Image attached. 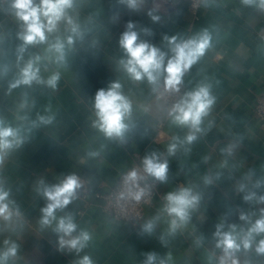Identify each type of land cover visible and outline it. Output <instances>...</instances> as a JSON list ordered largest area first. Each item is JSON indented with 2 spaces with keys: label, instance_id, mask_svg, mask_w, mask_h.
Segmentation results:
<instances>
[{
  "label": "crops",
  "instance_id": "obj_1",
  "mask_svg": "<svg viewBox=\"0 0 264 264\" xmlns=\"http://www.w3.org/2000/svg\"><path fill=\"white\" fill-rule=\"evenodd\" d=\"M13 3L0 0V121L4 127L19 129L22 138L19 146L4 150L0 160V189L8 193L4 202L11 213L8 219L0 216V253L15 246L7 264H79L84 256L92 264H147L150 254L156 256L155 264L161 260L219 264L217 226L222 224L224 232L232 226L237 232L247 230L249 225L240 215L255 222L264 209V203L243 199L248 191L264 195V186L254 187L264 181V125L254 111L264 95V9L258 0L251 5L243 0H203L196 13L187 0H140L136 10L121 0H73L66 11L78 34L61 20L53 33H46L44 43L29 45L22 55L18 48L23 21ZM149 13L159 19L153 22ZM130 22L138 42L145 40L165 52H169L165 37L181 42L205 31L211 37L204 54L184 73L182 84L184 94L211 85L215 103L197 140L178 143L171 156L168 146L183 141L189 129L173 123L169 113L175 103L160 101L157 86L146 79L134 81L124 71L121 61L127 57L120 39ZM145 28L152 34L146 35ZM58 39L65 45L62 60L50 49ZM36 56L41 58L35 66L42 80L59 73L56 88L35 81L10 88ZM117 81L132 104V127L123 141L108 139L93 126L96 94ZM40 117L52 118L51 123H41ZM153 153L167 161V179L155 178L159 192L146 205L143 222L134 226L114 219L95 193L108 191L136 154L145 158ZM70 175L78 177L82 186L55 215L74 217L73 236L81 230L89 233L79 252L61 247L63 234L54 231L56 221L41 222L42 209L49 202L42 195L44 187L58 185ZM205 177L211 183H205ZM183 188H191L200 199L188 223L171 233V217L164 211L166 197ZM149 222L153 223L150 233L144 231ZM262 238L257 236L249 250L239 252L243 264H264V254L255 250Z\"/></svg>",
  "mask_w": 264,
  "mask_h": 264
},
{
  "label": "clouds",
  "instance_id": "obj_2",
  "mask_svg": "<svg viewBox=\"0 0 264 264\" xmlns=\"http://www.w3.org/2000/svg\"><path fill=\"white\" fill-rule=\"evenodd\" d=\"M125 2L127 7L136 10L140 0H121ZM245 4L257 3V0H243ZM73 0H39L37 4L35 0H14L13 7L17 10L16 16L23 21V31L19 34L22 44L18 51L22 55L29 45L44 43L47 39L46 33H53L58 22L66 20L72 25L71 32L78 34V27L73 24L71 17L67 14V9L72 8ZM258 6L264 9V0H258ZM153 22L159 18L149 13ZM133 23L128 24V30L124 32L120 39V46L124 49L127 59L122 60L121 64L124 71L134 81L147 80L149 84L158 86L160 78L164 73V84L167 90L178 92L179 85L182 83L184 73L195 64L204 54L205 49L209 46L210 35L205 31L199 38H193L187 41L177 42L176 37H165L169 44V52L162 51L145 40H139L138 33L134 30ZM146 35H151V29H143ZM73 43V36L67 37V44ZM64 42L59 39L50 49H54L60 53V59H63ZM171 53V55H169ZM41 58L36 56L29 59L21 69L18 79L10 84V88H15L20 84L31 85L36 83H46L47 86L55 89L59 80V73L51 75L47 81L41 79L39 68L35 65ZM167 59V62L165 63ZM215 97L211 94V85H201L193 91L185 93L173 106L170 111L173 123L187 127L189 134L183 141L174 142L168 146V154L174 155L178 143L191 144L197 140V133L203 131L201 124L206 117L213 104ZM95 116L93 126L96 127L108 139L124 140L126 133L129 131L131 124L132 104L131 101L122 93L121 84L113 82L107 90H100L96 94ZM41 123H51L52 118L40 117ZM22 138L19 135V129L2 126L0 121V160L3 158V152L19 146ZM96 155V153H92ZM143 169L147 176L154 177L161 182L167 179L168 163L161 162L156 153L145 157L143 161ZM145 177L139 176L135 170L128 173L126 182H129L136 191L129 190V195L139 201L144 195V190L139 187L138 181ZM219 176H217V179ZM43 183V182H41ZM205 183H211L208 177H205ZM78 178L75 175L66 177L62 183L54 186H45L42 195L49 201L42 209V224L50 225L56 221L54 231L62 233L60 237L61 247L67 246L70 249L81 251L86 247L90 235L88 232L81 230L78 235L73 236L77 231V224L74 217L69 213L57 218L55 213L57 210H63L68 204L76 198V189L80 187ZM264 186V181H257L255 186L260 188ZM245 190V185L240 186V191ZM8 193L0 189V216L8 219L11 215L8 209L7 200ZM199 195L194 194L191 188H183L176 193H169L166 197L167 203L164 211L171 217L170 232L175 233L180 227L186 225L190 219V211L199 202ZM243 199L246 202L264 203V195H257L255 191H248ZM240 219L245 221L249 226L247 230L241 229L236 231L235 226L227 232L221 231L223 225L217 226L215 236L217 237V248L222 249L223 255L219 264H240L237 253L241 250L247 251L251 248L257 236L264 235V209L255 222L250 220L247 214L242 213ZM153 223L145 224L144 231L151 232ZM68 237V239H65ZM257 254H264V238L260 239L256 246ZM15 255V246L8 249L4 253H0V264H7L9 256ZM170 258V257H169ZM156 256L150 254L147 264H155ZM79 264H92L88 256H84ZM160 264H166L161 260Z\"/></svg>",
  "mask_w": 264,
  "mask_h": 264
},
{
  "label": "built area",
  "instance_id": "obj_3",
  "mask_svg": "<svg viewBox=\"0 0 264 264\" xmlns=\"http://www.w3.org/2000/svg\"><path fill=\"white\" fill-rule=\"evenodd\" d=\"M187 1L194 13L198 11L203 2V0ZM183 95L184 86L182 83L179 85L178 92L169 91L165 87L164 78L160 81L156 89L157 98L166 104L176 103ZM254 111L258 119H260L264 125V95H261L258 98ZM144 159L143 155L136 154L134 163L120 174L116 183L108 191L96 192L94 195L98 200H100L104 211L111 215L114 219L130 223L134 226L141 225L145 216L146 205L151 204L159 192L157 180L154 177L147 176L144 172ZM132 170H135L139 176L145 177L144 179L138 181L139 187L144 190V195L139 201L133 199L129 195V190L136 191L137 189L129 182H126V177ZM78 180L82 186L81 180L79 178ZM222 255V249L217 251L216 258L218 262L220 261ZM237 258L240 264H243V259L239 253H237Z\"/></svg>",
  "mask_w": 264,
  "mask_h": 264
}]
</instances>
